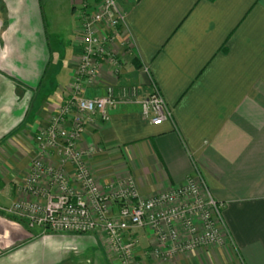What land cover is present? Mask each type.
I'll return each instance as SVG.
<instances>
[{
  "label": "crops",
  "instance_id": "0c3cea01",
  "mask_svg": "<svg viewBox=\"0 0 264 264\" xmlns=\"http://www.w3.org/2000/svg\"><path fill=\"white\" fill-rule=\"evenodd\" d=\"M97 2L0 0V264H119L100 230L43 232L6 211L35 199L24 188L35 158L61 164L34 137L69 96L82 6ZM117 2L125 22L111 49L120 72L103 62L87 95L137 84L140 99L156 85L172 117L156 125L139 101L112 107L80 142L90 172L105 189L132 178L143 197L193 177L224 204L222 243L162 260L153 233L137 229L135 255L142 264H264V0Z\"/></svg>",
  "mask_w": 264,
  "mask_h": 264
},
{
  "label": "built area",
  "instance_id": "2783aa9c",
  "mask_svg": "<svg viewBox=\"0 0 264 264\" xmlns=\"http://www.w3.org/2000/svg\"><path fill=\"white\" fill-rule=\"evenodd\" d=\"M81 15V52L69 96L57 107L47 130L34 137L41 151L57 152L61 164L50 165L35 158L24 185L35 199L15 202L6 211L43 232L85 234L100 230L114 247L119 264H140L134 257L136 240L127 236L132 230H150L155 236L152 254L162 260L222 243L224 204L203 180L190 177L183 185L143 197L132 178L118 190L105 189L90 172L88 152L80 142L89 124L96 119L110 120L112 107L139 101L144 116L156 125L170 119L172 112L156 85L140 99L137 84L119 88L110 85L101 95H87L103 61L112 62L115 71L120 70L111 45L121 34L125 14L117 0H98L92 9L83 5ZM67 121L69 126L60 125ZM66 163L72 167L71 174L66 171ZM44 179L47 186L41 185Z\"/></svg>",
  "mask_w": 264,
  "mask_h": 264
},
{
  "label": "rangeland",
  "instance_id": "374dc122",
  "mask_svg": "<svg viewBox=\"0 0 264 264\" xmlns=\"http://www.w3.org/2000/svg\"><path fill=\"white\" fill-rule=\"evenodd\" d=\"M56 47V46H55ZM102 62V61H101ZM104 62V61H103ZM120 68H121V66H120ZM114 69V68H113ZM100 70V69H99ZM120 72V70H116L115 71V73H119ZM112 86V85H111ZM95 96V95H94ZM129 234V237L131 238V239H133V240H136V245H137V242H138V240H137V238H136V236L134 235L135 233L134 232H132V231H130V233H128ZM127 234V235H128ZM155 237V236H154ZM153 236H152V238H154ZM153 242H154V239L152 240ZM135 257V259L139 262V257H137L136 255L134 256ZM117 261H118V259H116ZM119 262V261H118ZM140 264H142V262L140 261L139 262ZM146 264H150V263H147V262H145Z\"/></svg>",
  "mask_w": 264,
  "mask_h": 264
}]
</instances>
